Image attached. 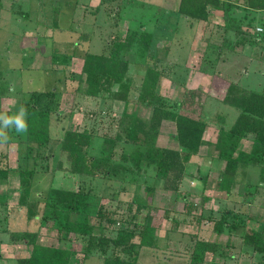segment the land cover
Instances as JSON below:
<instances>
[{
    "label": "trees",
    "instance_id": "1",
    "mask_svg": "<svg viewBox=\"0 0 264 264\" xmlns=\"http://www.w3.org/2000/svg\"><path fill=\"white\" fill-rule=\"evenodd\" d=\"M240 1H243V7L238 9L244 14L237 13V7L222 0H181L177 13L191 23H208L213 10L223 11L225 25L222 42L219 46L214 44L213 48L218 52L227 50L241 54L246 45L264 47V20L257 17L260 12H264V0ZM112 3L113 0H101L97 9ZM2 4L0 0V10ZM121 20L122 15L115 17L116 30L107 36L106 48L102 53L95 54L86 49L81 54L76 51L69 54L55 51L52 54L55 69L62 72L69 71L75 58L82 60L79 83H84L86 87L84 92L78 89L74 93V100L80 96L89 101L107 100L124 104L123 113L115 115L110 125L114 135L99 138V144H96L97 137L92 128L81 131L65 128L58 138L60 152L68 163L67 170L82 182L77 189L49 187L39 191L35 183L38 174L49 171V161L53 157L50 153L53 119H71L78 109L64 112L63 95L56 90L32 91L27 96L21 93V106L27 110L28 132L17 135L14 130H7L10 139L2 144L15 143L25 154L19 159L18 167L13 169L9 165L8 152H0V189L2 184L9 182L11 174L17 172L19 207L11 208L12 211L25 212L26 226L13 239L16 244L21 242L30 246L32 252L28 258L0 259L5 260L6 264H70L73 257L82 254L84 261L96 257L101 264H147L140 260L142 253L147 249L159 248L157 232L160 226L153 223L151 215L154 206L150 202L138 204V198H133L128 203L126 214H120L117 208L109 209L107 204L119 199L122 189L119 188L108 198L94 185V181L100 179L105 186L111 182L120 183L122 188L127 185L144 186L148 197L154 196L158 190L157 182H163L161 190L176 194V199L184 204L185 209L181 214L189 217L180 222L166 211L165 218L172 224L194 226L197 223L198 228L203 221L213 224L214 234L240 236V254L254 256L255 264H264V230L246 226L248 208L254 203L259 189L264 187V90L258 92L241 88L214 71V78L222 83L216 85L217 88L225 89L220 103L236 109L238 116L230 127L223 125L218 130L215 141H208L205 139V133L210 128L207 119L191 110L194 102H201V92L185 89L187 91L181 100L160 95V82L167 78L166 71L170 67L160 64L162 58L158 50L153 52L152 31L141 24L129 27L123 35L119 31ZM230 34H233V41L228 43ZM204 62H207L208 70L213 65L206 55ZM138 68L145 69L139 85L135 78ZM136 89L137 98L132 100L131 93ZM10 91L11 85L3 79L0 71V113L12 115L18 112L6 109L1 104L2 97ZM187 97L191 104L187 102ZM130 105L144 107L151 111L150 115H140L135 109L130 110ZM200 107L202 111L203 102ZM164 122L175 124L177 148L157 145ZM246 139L253 141L250 152L241 149V143ZM203 146L213 150L216 154L214 160L225 164L217 181L219 190L227 195H231L235 185H238L240 172L245 174L251 167L259 169V184L246 186L240 204V208L247 213L226 208L218 218L214 213L207 216L203 213L190 219L188 201L191 193L181 189L187 177L208 182L209 177L202 176L198 167L196 172L188 168ZM93 149L94 153H91ZM58 166L64 170L62 161ZM205 190L204 187L202 191ZM210 199L204 196L203 202ZM1 200L0 192L2 206ZM119 203V207L124 204L122 201ZM136 204L135 212L132 213V205ZM142 211H146V216L140 223L137 213ZM91 218L94 219L93 223L90 222ZM35 221H39L41 229L46 227L57 232V247L37 243L41 229L33 230L31 224ZM72 236L78 241H74ZM189 236L194 241L193 246H186L191 249L188 251L189 264H222L234 258L232 252L237 247L230 242L221 245L198 235ZM172 243L169 242L167 248H171Z\"/></svg>",
    "mask_w": 264,
    "mask_h": 264
},
{
    "label": "rangeland",
    "instance_id": "2",
    "mask_svg": "<svg viewBox=\"0 0 264 264\" xmlns=\"http://www.w3.org/2000/svg\"><path fill=\"white\" fill-rule=\"evenodd\" d=\"M100 1L2 0V8L4 9L0 17V71L3 79L11 85L10 93L1 99L2 106L11 111H16L21 107L20 95L22 92L27 96L32 91L56 90L63 95L62 109L64 112H70L73 108L78 109L71 119L65 118L61 121L53 119V141L50 145V153L53 154V157L49 161V171L37 176L38 181L35 186L38 187L37 190L39 191L47 190L49 187L77 189L82 184L78 176L69 173L67 170L68 163L60 152L58 138L63 134L65 128L80 131L84 128L94 129L97 137L96 144H99V138L105 135H114V129L110 130V125L115 115L123 113L124 104L107 100L89 101L80 96L74 100V93L79 91L78 89L80 92H84L86 87L84 83H79L82 60L75 58L69 71L62 72L55 69L52 54L55 51L68 54L76 51L81 54L86 49L91 53H102L106 48L107 36L116 30L114 29L115 17L122 15L123 20L119 22V31L123 35L126 34L129 27L141 24H145L149 31H152L154 38L152 50L153 52L158 50L160 58H162L160 63L162 66L169 65L170 67L166 71L167 78L165 77L160 82L158 88L160 95L173 100H181L187 91L185 89H196L201 92L202 111L201 102H194L193 107L189 106V108L196 115L201 114L207 119L210 128L205 133V139L208 141H215L218 130L223 125L230 127L238 116L236 109L220 103L224 97L225 89L217 88L216 85L222 83L214 78V71L241 88L258 92L264 90V65L261 60L256 58L261 53V48L253 46L251 54L252 50L249 51L248 49L245 54H235L227 50L224 53L218 52L217 49L213 48L222 42L221 36L225 23L221 25L222 29L217 30L214 27L212 33L208 31L205 37L201 38V30L192 27L191 22H186L184 19L179 20L175 13L170 11L173 9V5L167 4L166 6L164 0H113L112 5L107 7L104 4L105 6L97 9ZM218 22H222V19H219ZM229 39L228 43L233 41V34ZM203 52L213 63L209 70L206 69L208 66L206 65L207 62H204L205 55ZM144 72V68H138L136 72L135 78L138 85L143 79ZM137 95L138 90L136 89L131 93V99L135 100ZM187 102L191 104L188 97ZM133 109L143 116H149L151 112L144 107L130 105V110ZM175 135V124L164 122L160 129L157 145L163 148H177ZM247 145L250 144L247 143ZM0 152H8L9 165L13 169L18 167L19 159L25 154V151L19 150L15 143L10 145L0 143ZM91 153H94V149ZM214 159H216V154L213 150H210L208 146H203L199 156H195L188 166L192 172H196L199 168L200 174L208 176L210 179L207 182L206 187L208 188L205 192L201 189L197 190L200 184L199 180L187 177L184 181L181 190L191 193L188 201L190 219L203 213L207 216L211 211L218 218L226 208L245 213L246 211L240 208V204L246 186L258 185L260 182L259 169L251 167L245 174L240 172L238 185H235L234 193L232 192L229 196L219 190L215 179L218 173L224 169L225 164ZM61 161L64 170L59 169L58 165ZM250 170L252 172L249 176ZM191 180L194 181L193 184ZM100 181V179L94 181V185L96 184L97 190L101 193L104 192L108 198L119 188L122 189L118 196L119 199L110 203L107 202L109 209L117 208L120 214H126L128 203H131L133 198H138V204L150 202L154 206L151 215L153 223L160 226L157 232L159 248L158 250H145L140 257L142 262L147 264H189L188 251L191 249L186 246L194 245V241L189 235H198L202 239H211L221 245L230 242L237 247L232 252L234 258L222 264L256 263L254 256L240 254L239 248L242 244L240 236L214 234L212 232L213 224H208L206 221H203L201 227L198 228L196 222L194 226H187L181 223L172 224L170 220L166 219V211H169L172 217H176L175 211L179 209V213H182L185 208L183 202L176 199V194L161 190L163 182L154 183L160 195L158 193L156 195L155 192L154 196L148 197L144 186L127 185V188H122L120 183L111 182L105 186ZM16 186H19L17 172L11 174L9 183L2 184L0 189L1 202L3 203L2 206L0 205V257L13 260L28 258L32 252L30 246L19 241L16 244L13 239L15 234H19L26 226L24 225L25 212L23 210L12 211L13 207L17 209L19 207V189ZM258 192L257 200L255 199L248 208L249 219L246 220V226L263 231L264 189H259ZM204 196L211 197L216 202L211 200L204 203ZM225 198L227 199L224 200ZM120 201L124 203L121 207H119ZM221 201H226L225 204H230V206L221 205L223 204ZM136 207L137 204L132 205V213L135 212ZM137 215V221L141 223L146 216V211L137 213ZM186 216L179 214L177 220L182 222V220L189 219ZM90 222L93 223L94 219L91 218ZM33 224L31 227L33 226L34 231L41 227L39 221H35ZM72 238L74 241H78L75 236ZM169 242H174L170 245L171 248H167ZM37 243L57 247L59 245L58 234L56 231L44 227L40 230ZM5 262V260L0 259V264H6ZM70 264H101V261L96 257L84 261L83 255L78 254L72 258Z\"/></svg>",
    "mask_w": 264,
    "mask_h": 264
},
{
    "label": "crops",
    "instance_id": "3",
    "mask_svg": "<svg viewBox=\"0 0 264 264\" xmlns=\"http://www.w3.org/2000/svg\"><path fill=\"white\" fill-rule=\"evenodd\" d=\"M165 1V4H166V6H167V4H172L173 5V9H170V11H172V12H174L175 13V15L179 18V20L180 19H184V18H181V16H179V14L177 13L178 12V9H179V4H180V1L181 0H164ZM222 1H226V2H228L230 5H233V6H235V7H237L236 8V11H238L237 13H243L242 11H240L238 8L239 7H243V1H238V0H222ZM4 8H2L1 9V11H0V17L2 16L1 15V12H2V10H3ZM169 11V12H170ZM244 14V13H243ZM220 17V18H219ZM257 17H258V19H263L264 20V12H260L258 15H257ZM219 19H222V22H218L219 21ZM184 20H186V19H184ZM186 22H189V21H187L186 20ZM220 23H222V24H220ZM223 23H225V20H224V13H223V11H219V10H213L212 11V13H211V16H210V20L208 21V23H202V22H194V23H190L191 24V26L193 27H196V29H200L201 30V38H204L205 37V35H206V33H208V31H210L209 33H212L213 32V29H217V30H220V29H222V26L221 25H223ZM178 24H179V22H178ZM203 24V25H202ZM225 25V24H224ZM215 27V28H214ZM263 29V28H262ZM263 32H264V29H263ZM210 45V44H209ZM250 48V49H249ZM258 48H261V53H259V55L256 57V58H258L259 60H261V63L264 65V47H261V46H258ZM247 49L249 50V51H251L250 52V54L253 52V47L252 46H249V45H247L245 48H244V54H245V52H247ZM242 53V54H243ZM203 54H204V52H203ZM247 143H249L250 145H247ZM247 145V146H246ZM252 146H253V141H252V139H246V140H244L242 143H241V149L242 150H244V151H246V152H250L251 151V149H252ZM198 156H199V154H198ZM248 170L249 169H247V171H245V173L246 172H248ZM251 170L249 171V176H250V174H251ZM219 174V173H218ZM215 179L216 180H218V176H217V178L215 177ZM209 180L210 179H208V182H209ZM191 182H192V184H193V182L194 181H192L191 180ZM219 181H217V183H218ZM9 183V182H8ZM199 185H198V189L197 190H199V189H201V190H204V187L206 188V190H207V188L208 187H206L207 186V183L206 184H204V182L203 181H200L199 180ZM17 187V186H16ZM193 187V186H192ZM17 188H19V186L17 187ZM194 189V188H193ZM261 189H264V187H261L260 188V190ZM200 190V191H201ZM205 190V191H206ZM157 193L160 195V192H159V190H157L156 191V195H157ZM259 193V192H258ZM229 196H231V195H229ZM256 197H257V195H256ZM227 198H225L224 200H226ZM256 200H257V198H255ZM211 200H213V202H216L213 198H211L210 199V201ZM209 201V202H210ZM225 202L226 201H221V203H223V204H221V205H224V206H226V207H228V206H230V204H225ZM210 213H213V211H211ZM179 214H181V213H179V209L177 210V213L175 214L176 215V217H174L175 219H178V215ZM172 217V216H171ZM173 218V217H172ZM180 222H181V220H179ZM181 224H183V223H181ZM185 225V224H184ZM188 226V225H187ZM163 233V232H162ZM161 233V234H162Z\"/></svg>",
    "mask_w": 264,
    "mask_h": 264
},
{
    "label": "clouds",
    "instance_id": "4",
    "mask_svg": "<svg viewBox=\"0 0 264 264\" xmlns=\"http://www.w3.org/2000/svg\"><path fill=\"white\" fill-rule=\"evenodd\" d=\"M14 130L17 135L28 132L27 110L21 106L17 113L9 115L0 113V143H6L10 137L7 130Z\"/></svg>",
    "mask_w": 264,
    "mask_h": 264
},
{
    "label": "built area",
    "instance_id": "5",
    "mask_svg": "<svg viewBox=\"0 0 264 264\" xmlns=\"http://www.w3.org/2000/svg\"><path fill=\"white\" fill-rule=\"evenodd\" d=\"M261 31V29H259Z\"/></svg>",
    "mask_w": 264,
    "mask_h": 264
}]
</instances>
